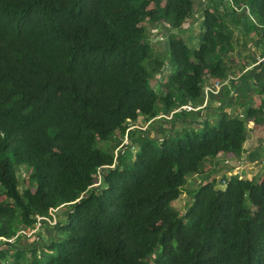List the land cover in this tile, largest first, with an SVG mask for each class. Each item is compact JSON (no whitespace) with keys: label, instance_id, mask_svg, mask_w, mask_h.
<instances>
[{"label":"trees","instance_id":"obj_1","mask_svg":"<svg viewBox=\"0 0 264 264\" xmlns=\"http://www.w3.org/2000/svg\"><path fill=\"white\" fill-rule=\"evenodd\" d=\"M230 1L262 32L264 0ZM202 8L191 48L178 36ZM238 13L226 0H0V238L63 206L48 227L58 237L30 248L23 236L18 247L1 241L0 264H264V175L206 167L221 154L242 158L247 121L264 126V101L229 114L224 86L204 109L127 135L130 124L202 106L208 78L229 79L235 41L221 21L240 25ZM160 27L167 45L154 50L148 33ZM162 73L159 95L152 80ZM126 135L116 163L98 147L114 142V152ZM196 176L200 186L187 189ZM184 191L192 206L181 216L173 203Z\"/></svg>","mask_w":264,"mask_h":264},{"label":"crops","instance_id":"obj_2","mask_svg":"<svg viewBox=\"0 0 264 264\" xmlns=\"http://www.w3.org/2000/svg\"><path fill=\"white\" fill-rule=\"evenodd\" d=\"M238 20H241L240 25H235L232 21V18L229 17L227 20L221 21L223 25L224 32H233V37L235 41V50L227 55L226 63L229 67H231L234 71L229 77L230 83L228 88L231 90V100L235 104H231V107L228 108L227 112L229 114H237L238 112H242V108L237 105V102H248V104L254 108L260 107L262 102L264 101V93H260L259 89H263L264 92V65L255 67L248 72H244L245 70V62L247 60H254L258 56L264 55V36L261 31L255 30L252 28V23L250 20L246 21V15L244 12H239ZM198 22V21H197ZM201 28V22L199 21V25L197 27V34L199 33V29ZM151 32V31H150ZM182 37L190 38L192 33L189 29H185L180 32ZM235 33H237V37H235ZM149 34V33H148ZM194 40V39H193ZM191 41H189L190 43ZM167 43H163V46H166ZM244 72V73H242ZM225 93V91H224ZM260 94V95H259ZM219 99L218 97L215 100ZM213 114L207 113L206 116H212ZM213 118V117H210ZM247 141L244 144L245 153L243 154L241 159H238L234 155H224L223 157L219 155V160L214 159V164L210 165L208 162V166L206 167H216L217 162H223V167L228 162V167H242L244 165H240V162H245L246 164L250 163H259L264 160V126L259 125L255 122V118H251L247 123ZM221 162L219 164H221ZM255 163V164H256ZM227 168V169H229ZM195 180V178H192ZM54 234V235H53ZM56 235L52 229H44L43 233L40 234V237L44 240L50 241L54 239L53 237ZM39 241V238H38Z\"/></svg>","mask_w":264,"mask_h":264},{"label":"rangeland","instance_id":"obj_3","mask_svg":"<svg viewBox=\"0 0 264 264\" xmlns=\"http://www.w3.org/2000/svg\"><path fill=\"white\" fill-rule=\"evenodd\" d=\"M222 12V10H220ZM202 12H203V8L200 9L199 11H197L196 15L194 16V19H196V21L198 22H195L193 20L191 21H188L187 23L184 24L183 28L185 29H189L192 33H190L192 36L190 38L188 37H185V41H191L189 43V46L191 48H197L199 46V44L201 43V40H202V35H203V31L201 30V28L199 29V33L197 34V27L199 25V20L197 19L198 17H200L202 15ZM247 21V20H246ZM201 22V21H200ZM168 27V26H167ZM219 28L222 29L221 26H219ZM163 28H159L153 32H149L148 34V38L153 41H155V46L153 47L154 50H159L161 48H163V42H165L166 44V36H162L161 32H162ZM164 33V31L162 32ZM165 34V33H164ZM179 38H182L181 35L178 36ZM235 37H237V33H235ZM194 39V40H193ZM159 41V42H157ZM154 43V42H153ZM166 78H167V73H162L158 79H155V80H152V86L154 88V90L159 94V95H162L164 93V87H163V83L166 81ZM260 95V94H259ZM160 116V115H159ZM138 126L140 127H143V124L140 125L138 124ZM135 130H139V129H135ZM150 133L153 134V132L150 131ZM113 148L115 147V144L114 142H111V143H106V142H99L98 144V147L101 151L103 152H111V154H113L114 156L116 155V152L114 151H111L109 150L110 147ZM137 148V147H135ZM222 157L224 155H221ZM241 164L240 165H244L242 167H239L238 169H235V167H228L229 165H224V166H227L229 169H228V176L231 175V174H239L240 177L244 178V179H247V180H251V178L255 177V176H259V175H264V160L259 162V163H250V164H246L245 162H240ZM211 165V164H210ZM18 176H19V188H20V191H22L24 188H28L29 187V182H28V177H29V172L27 173V171L25 170H20L18 172ZM194 179L192 178H188V185L186 186L187 189H195L197 187L200 186V182L202 181V178L201 177H194ZM24 179V180H23ZM96 186L99 185V182H97L95 184ZM173 206L177 209V211L180 213L181 216H185V214L188 212L189 208L192 206V197L191 195L188 194V192L184 191L181 196L179 197L178 200H176L174 203H173ZM187 222V220H186ZM47 227H45L44 229H46ZM30 229V228H28ZM40 230L36 235L35 237L33 238H30L29 239V242L27 243L28 246L27 247H32L35 245L33 244V241H35L36 239L39 238L40 234L43 233V230ZM58 232L56 233L55 237H58ZM54 235V234H53ZM26 238V237H24ZM24 240V239H23ZM47 241V240H46ZM26 243V242H25ZM12 244H15L16 247L20 246L21 242H19V240H17L15 243H12ZM0 253H6L5 250L0 251ZM11 253V252H10ZM9 253V254H10Z\"/></svg>","mask_w":264,"mask_h":264},{"label":"built area","instance_id":"obj_4","mask_svg":"<svg viewBox=\"0 0 264 264\" xmlns=\"http://www.w3.org/2000/svg\"><path fill=\"white\" fill-rule=\"evenodd\" d=\"M227 2H229V4H231V8L233 10L238 11V12H241V10L238 9L236 6H234L230 0H227ZM245 11H246V15L249 16L250 20L254 24H256V22L254 21V19L250 16L249 10L245 8ZM262 33H263V36H264V29L262 30ZM244 65H245L244 72H248V71H250L251 69H253L255 67L264 65V55L258 56L254 60H247ZM244 72H242V73H244ZM229 83H230V79L225 80L224 82H221L219 80H214V79L208 78L205 81L204 88H203L204 102H203L202 106L195 107L192 103H189L187 105H184V106H181V107L175 109L174 111H172L168 115L161 114L160 116H157L156 118L152 119L148 123L143 124V127H140V126L134 125V124H130V126H129L128 130H127V135L131 131H133L135 129H139L141 131H146L148 125L151 122L155 121V120H159V119H162V118H164L166 120H171L172 117H173V115L176 114V113H181L182 111H186V112H198V111L204 109L210 103L211 98L212 97H215V96H219L220 93H221V91H222V88L224 86H228ZM217 104L220 105V103H217ZM240 117H241V119H244V115L243 114H241ZM247 123H248V121H247ZM140 125H142V124H140ZM127 135H126L125 140L123 141V143L119 147H117L116 150H115V152H116V155L114 156V162L115 163L117 161V157L119 156V154H123L124 146L128 144ZM226 165H228V162L226 163ZM110 167H114V165H112ZM104 168H107V166L98 169L97 179H99V180L95 182V184L97 182H99V185L98 186H100V184H101L100 179L102 177V172H103V169ZM95 184L93 186L94 187H98ZM62 207L63 206L57 207V208H51L49 210L47 216H37L36 217L37 218V223H36V226L33 229H28L27 228L26 230L20 231L12 239L0 238V242L1 241H5V242H7L9 244H12V243H15L16 240H17V238H19L20 236L26 237V239H30V238L35 237V235L37 234V232L40 229H42L43 226L56 227L57 224H58V221H59L58 220V217H57V214H58L60 208H62Z\"/></svg>","mask_w":264,"mask_h":264},{"label":"clouds","instance_id":"obj_5","mask_svg":"<svg viewBox=\"0 0 264 264\" xmlns=\"http://www.w3.org/2000/svg\"><path fill=\"white\" fill-rule=\"evenodd\" d=\"M226 2H227V0H226ZM227 3L229 4V2H227ZM232 4H233V3H232ZM230 6H231V4H230ZM163 26H164L165 28H168V27H169V25H167V24H163ZM167 26H168V27H167ZM155 30H157V29H154V30H152L151 32H153V31H155ZM225 165H226V164H225ZM196 177H198V176H196ZM201 182H202V181H201ZM201 182H200V183H201ZM219 187H220V188H225V187H226V183H225L224 181H222L221 184L219 185ZM60 207H61V206H60ZM38 216H40V215H38ZM46 216H47V215H46ZM36 217H37V216H36ZM36 219H37V218H36ZM36 223H37V221H36ZM36 223H35L34 227L36 226ZM34 227H33V228H34ZM45 227L48 228V226H43L42 229H44ZM56 227H57V226H56ZM33 228H30V229H33ZM49 228H55V227H49ZM42 229H40V230H42ZM40 230H39V231H40ZM39 231H38V232H39ZM38 232H37V233H38ZM35 241H36V240H35Z\"/></svg>","mask_w":264,"mask_h":264}]
</instances>
